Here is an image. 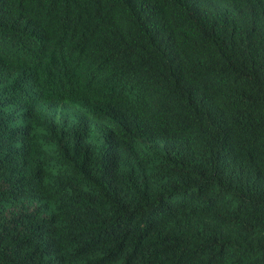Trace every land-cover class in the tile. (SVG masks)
Here are the masks:
<instances>
[{
	"label": "trees",
	"instance_id": "trees-1",
	"mask_svg": "<svg viewBox=\"0 0 264 264\" xmlns=\"http://www.w3.org/2000/svg\"><path fill=\"white\" fill-rule=\"evenodd\" d=\"M0 264H264V0H0Z\"/></svg>",
	"mask_w": 264,
	"mask_h": 264
}]
</instances>
